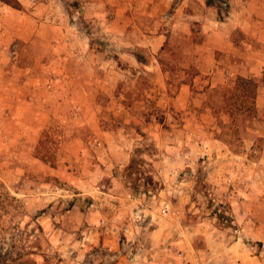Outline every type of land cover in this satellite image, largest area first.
<instances>
[{
	"label": "rangeland",
	"instance_id": "obj_1",
	"mask_svg": "<svg viewBox=\"0 0 264 264\" xmlns=\"http://www.w3.org/2000/svg\"><path fill=\"white\" fill-rule=\"evenodd\" d=\"M16 1L20 8L0 1L9 60L0 264H264V51L233 32L231 41L254 54L245 65L231 49L203 43L196 0L177 28L181 0H160L152 19L132 8L124 34L105 33L112 12L96 18L81 0ZM220 1L208 6L221 21L228 7ZM45 12L60 18L69 44L77 32L87 37L91 61L64 82L41 66L39 34L12 32L24 14L39 23ZM151 25L160 39L153 52L138 46ZM237 75L256 81L262 105L231 122L222 91ZM26 84L39 88L32 102Z\"/></svg>",
	"mask_w": 264,
	"mask_h": 264
},
{
	"label": "crops",
	"instance_id": "obj_2",
	"mask_svg": "<svg viewBox=\"0 0 264 264\" xmlns=\"http://www.w3.org/2000/svg\"><path fill=\"white\" fill-rule=\"evenodd\" d=\"M81 9H88L86 13L91 12V15L98 18V14H105L109 10L112 12L110 20H105L103 17L102 27L105 33H116L119 32L124 34L128 32V28L132 26L133 15H128L130 10L133 8L135 15L138 18L146 19L147 17L152 19L160 11V4H165V1L160 0H81ZM201 8H204L205 13L200 17L201 30L204 35L203 43L207 40L210 43H214L215 49H221L222 51H229L230 49L237 56L239 63L245 65L250 64V60H254V54L250 55L245 50L244 44H237L231 41V34L233 32L239 33L243 40L257 45L259 50L264 51V0H227V16L223 20H216L215 10L205 3V0H196ZM191 4V0H181L178 7L176 8L173 17L175 19L172 27H182L183 23L181 20L186 21L187 6ZM89 8L91 10H89ZM99 8V9H98ZM107 9V10H105ZM18 11L16 9H11ZM106 11V12H105ZM6 13V12H5ZM84 13V11L80 12ZM128 13V14H127ZM97 15V16H96ZM73 17V16H72ZM54 15H49L45 12L41 17V22L35 23L31 21V17L25 15L22 17V21L17 24V29L12 32H16L18 39L28 40L35 34H39L45 42V52L47 57L41 66L46 69L48 77L54 78L56 81H65L70 77L76 75L79 70L85 69L91 60L88 59L86 36H82L79 32L75 33L78 35V41L75 45H71L68 41H65V25H61L60 18H56L57 22L53 20ZM176 21H179L177 24ZM132 23V24H131ZM16 25V24H15ZM8 26L10 24L8 23ZM142 30L143 32L149 33L150 36L147 41L141 40L139 47L151 49L152 52L159 47V35H157V27H152ZM184 26V25H183ZM27 33V35H25ZM60 35L63 36L60 38ZM71 35V34H70ZM142 35V34H141ZM8 35H6L7 37ZM144 37V34L142 35ZM60 38V39H59ZM43 45V44H42ZM250 49V47H247ZM246 48V49H247ZM254 49V48H252ZM8 45L6 41L0 42V95L3 90V81H5L6 66L8 63ZM259 55L258 57H260ZM264 57V56H261ZM264 59V58H263ZM146 65V64H144ZM143 65V66H144ZM153 70L155 69L154 66ZM10 80V79H8ZM28 83V82H27ZM16 84V83H15ZM28 86L29 96L28 99L32 102V95L35 94L39 88H35L32 84H26ZM15 90L17 86H14ZM182 89V86H180ZM16 95V93H15ZM261 95V94H260ZM259 95V96H260ZM255 97L254 107L258 111L261 110V98L259 100ZM25 101V99H23ZM14 111H10L13 114ZM15 114L17 112H14ZM39 116V115H38ZM11 120L13 130H16L18 126L17 120Z\"/></svg>",
	"mask_w": 264,
	"mask_h": 264
},
{
	"label": "trees",
	"instance_id": "obj_3",
	"mask_svg": "<svg viewBox=\"0 0 264 264\" xmlns=\"http://www.w3.org/2000/svg\"><path fill=\"white\" fill-rule=\"evenodd\" d=\"M2 3L7 5H11L14 8H20V4L16 0H0ZM206 4L214 5L218 7L214 0H205ZM220 3L223 6H226V1L221 0ZM217 13L219 10L217 9ZM134 57L137 62L143 63L140 57L137 54H134ZM159 65H161L160 59H157ZM162 72L165 69L160 67ZM264 82V77H263ZM257 87V83L254 79L250 77L243 76H235L231 83L227 86L223 87L222 91V108L225 113L228 114L231 122H237L239 119H242L247 116H251L254 113V96L255 89ZM264 98V91H263ZM137 151L135 150L134 155H137ZM134 159L131 158L130 162L132 163ZM130 165H128L129 167Z\"/></svg>",
	"mask_w": 264,
	"mask_h": 264
},
{
	"label": "built area",
	"instance_id": "obj_4",
	"mask_svg": "<svg viewBox=\"0 0 264 264\" xmlns=\"http://www.w3.org/2000/svg\"><path fill=\"white\" fill-rule=\"evenodd\" d=\"M166 210H167V205H166V204L162 205V207H161V209H160V212H161V213H165Z\"/></svg>",
	"mask_w": 264,
	"mask_h": 264
}]
</instances>
